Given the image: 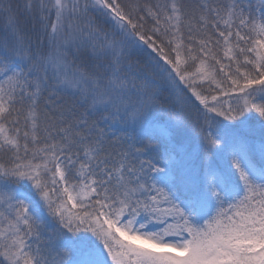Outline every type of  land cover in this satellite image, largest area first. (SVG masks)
Masks as SVG:
<instances>
[{"label":"snow or ice","instance_id":"obj_1","mask_svg":"<svg viewBox=\"0 0 264 264\" xmlns=\"http://www.w3.org/2000/svg\"><path fill=\"white\" fill-rule=\"evenodd\" d=\"M0 21V264H264V0Z\"/></svg>","mask_w":264,"mask_h":264},{"label":"trees","instance_id":"obj_2","mask_svg":"<svg viewBox=\"0 0 264 264\" xmlns=\"http://www.w3.org/2000/svg\"><path fill=\"white\" fill-rule=\"evenodd\" d=\"M0 23H2V21H0Z\"/></svg>","mask_w":264,"mask_h":264}]
</instances>
